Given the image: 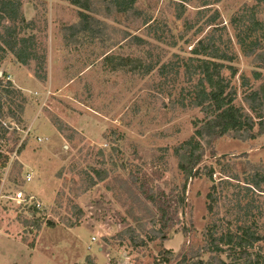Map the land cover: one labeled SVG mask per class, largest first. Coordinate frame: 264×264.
Returning <instances> with one entry per match:
<instances>
[{"label": "rangeland", "instance_id": "1", "mask_svg": "<svg viewBox=\"0 0 264 264\" xmlns=\"http://www.w3.org/2000/svg\"><path fill=\"white\" fill-rule=\"evenodd\" d=\"M5 1L17 13L9 21L0 11V41L9 28L40 59L0 58V152L9 158L0 169V264H174L204 244L215 220L233 230L237 204L249 201L261 203L264 237V197L242 198L240 189L250 172L242 163L264 169V133L248 141L229 133L207 146L196 130L208 117L193 106L199 60H211L193 49L208 47L231 59L212 61L233 106L255 117L245 98L264 72L244 52L254 40L264 49V2L136 0L137 17L109 0H91L93 11L72 0H0V8ZM81 13L96 31L72 36ZM189 141L203 157L185 181L175 152ZM209 170L215 182L223 171L237 179L212 214ZM18 192L27 202L12 200ZM29 202L40 205L35 216ZM31 220L40 228L24 224Z\"/></svg>", "mask_w": 264, "mask_h": 264}, {"label": "trees", "instance_id": "2", "mask_svg": "<svg viewBox=\"0 0 264 264\" xmlns=\"http://www.w3.org/2000/svg\"><path fill=\"white\" fill-rule=\"evenodd\" d=\"M257 1L264 2V0ZM109 3L118 13L139 16L135 7L136 0H109ZM72 4L84 11H93L91 0H72ZM0 11L3 15L7 14L9 21H13L17 13V7L10 1H5L2 3ZM96 23L97 21L91 19L90 16L81 13L79 23L71 28L73 30L71 35L74 36L73 33L75 31L91 34L96 31L94 28ZM252 23L257 22L252 19ZM8 29L6 36L2 37L0 41V58L6 51H9L22 65H27L29 61L40 59L33 50L27 51L23 45L27 42L24 38L17 39L16 37L13 39V32L8 31ZM255 29L257 30V28H254V30L248 31L255 32ZM133 40L137 45L143 42V40L137 37H134ZM245 42L246 38H240L238 40V44L242 48H245ZM208 50V47L193 49L195 55H203L211 59L199 60V66H197V69L201 70L200 73L203 76L199 82V87L201 88L196 92L193 106L200 107L208 118L203 123L200 122V125L197 126L196 136L202 141L205 140L207 146L212 141L220 139L229 133H232L233 137L240 141L256 139V137L264 133V82L259 91L251 92L245 98L249 108L255 113L254 118L256 121H254L253 117L233 106V93L230 91L229 94H225L227 85L220 76L222 65L212 61L218 59L230 62L231 59L212 54V52L209 54ZM244 55L247 57L255 55L254 60L257 66L264 72V49L261 47L260 42L257 40L250 41L247 44V50L244 52ZM37 66L38 70L42 69V62H39ZM262 75L260 73H254V78L256 80L264 78ZM35 76L43 79L36 71ZM1 83L0 80V85ZM5 93L10 94L11 92L5 91ZM1 109L2 107L0 105V114ZM255 128L257 129L256 132H254ZM0 138H2L1 135ZM23 149L24 145L20 146L17 153L19 154ZM175 154L178 158V169L184 174L185 181H187L202 161V145L198 141H189L177 149ZM8 160L9 158L0 152V169L6 166ZM241 165L250 170L244 180L245 185L240 188L243 193L242 198L248 197L249 195L258 198L264 197V169L259 165L251 164L247 161ZM223 173L226 179L220 178L216 182L212 179V170H209L205 174L212 183L206 195V210L209 214L214 212L218 202L224 198L227 189L232 188V180H237L235 176L230 177L226 175V171H223ZM237 194H240V192ZM253 202L249 201L244 204H237V224L234 225L233 230H230V228L223 230L222 222L219 220L217 222L215 220V222L208 225L203 233L204 244L197 249L188 248L187 251L181 252L177 256L174 264H264V245H262L264 237L257 225V217L261 215V203L254 206ZM28 209L32 216L39 213V210L35 206H29ZM253 209H255V215L258 216H252L251 211ZM24 224L26 226H35L37 229L40 228L38 220L26 221ZM47 227L53 228L54 226L47 224ZM153 239H155V236L150 238L151 241ZM204 255H207L206 259L203 258ZM221 256H224V258H221Z\"/></svg>", "mask_w": 264, "mask_h": 264}, {"label": "built area", "instance_id": "3", "mask_svg": "<svg viewBox=\"0 0 264 264\" xmlns=\"http://www.w3.org/2000/svg\"><path fill=\"white\" fill-rule=\"evenodd\" d=\"M30 179H31L30 176H27V178L25 180L27 182H29ZM12 200L16 201V203H24V202H27L25 196L21 192L16 193L15 197ZM29 201H32V199H29ZM29 203L32 206H37L38 208L40 207V205L38 203H36V204H32L31 202H29Z\"/></svg>", "mask_w": 264, "mask_h": 264}]
</instances>
